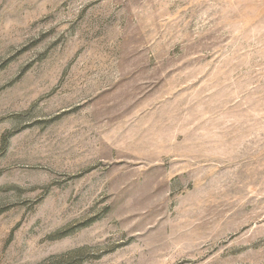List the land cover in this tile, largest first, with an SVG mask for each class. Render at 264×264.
<instances>
[{"label": "rangeland", "instance_id": "obj_1", "mask_svg": "<svg viewBox=\"0 0 264 264\" xmlns=\"http://www.w3.org/2000/svg\"><path fill=\"white\" fill-rule=\"evenodd\" d=\"M0 264H264V0H0Z\"/></svg>", "mask_w": 264, "mask_h": 264}]
</instances>
